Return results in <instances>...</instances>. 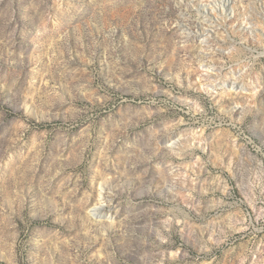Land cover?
<instances>
[{"label": "rangeland", "instance_id": "rangeland-1", "mask_svg": "<svg viewBox=\"0 0 264 264\" xmlns=\"http://www.w3.org/2000/svg\"><path fill=\"white\" fill-rule=\"evenodd\" d=\"M216 1L0 0V264H264V0Z\"/></svg>", "mask_w": 264, "mask_h": 264}, {"label": "bare ground", "instance_id": "bare-ground-1", "mask_svg": "<svg viewBox=\"0 0 264 264\" xmlns=\"http://www.w3.org/2000/svg\"><path fill=\"white\" fill-rule=\"evenodd\" d=\"M223 1L224 0H220L219 2L218 1L214 2L213 3L214 5L211 7L212 10L210 12H207V13H211V12L214 13L215 14V17L214 18L217 19V20H219V18H223V16L225 14H227V10H228V12H230L227 3L226 2H223ZM209 19H211V18H209ZM210 36H211L210 34L205 35L204 38L206 39V41H207V39Z\"/></svg>", "mask_w": 264, "mask_h": 264}]
</instances>
